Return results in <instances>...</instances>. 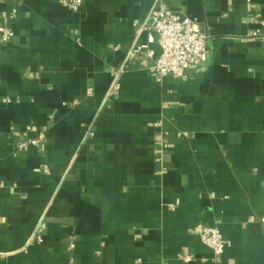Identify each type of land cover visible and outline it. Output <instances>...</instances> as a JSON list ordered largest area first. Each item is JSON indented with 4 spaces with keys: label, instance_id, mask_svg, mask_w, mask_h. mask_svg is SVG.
Masks as SVG:
<instances>
[{
    "label": "crops",
    "instance_id": "crops-1",
    "mask_svg": "<svg viewBox=\"0 0 264 264\" xmlns=\"http://www.w3.org/2000/svg\"><path fill=\"white\" fill-rule=\"evenodd\" d=\"M68 1L0 0V264H264V0ZM157 1L206 36L184 77L129 56Z\"/></svg>",
    "mask_w": 264,
    "mask_h": 264
},
{
    "label": "built area",
    "instance_id": "built-area-1",
    "mask_svg": "<svg viewBox=\"0 0 264 264\" xmlns=\"http://www.w3.org/2000/svg\"><path fill=\"white\" fill-rule=\"evenodd\" d=\"M158 1L150 8L143 28L155 32L159 52L155 53L153 49L145 45L133 46L129 51V56H136L144 49L146 56L153 57L152 69L159 75L170 74L184 77L188 69L200 66L204 62L207 52L206 36L192 18L176 14ZM65 3L76 9L81 1L71 0ZM13 36L12 28L0 25L2 41L7 42ZM44 136L43 133H39L34 139L20 142V146L26 144L36 146ZM199 236L202 243L212 250L214 257L223 253L226 241L217 226H204L201 228Z\"/></svg>",
    "mask_w": 264,
    "mask_h": 264
}]
</instances>
